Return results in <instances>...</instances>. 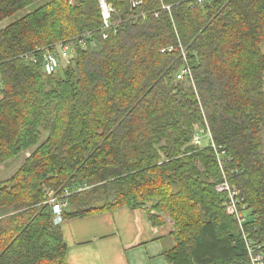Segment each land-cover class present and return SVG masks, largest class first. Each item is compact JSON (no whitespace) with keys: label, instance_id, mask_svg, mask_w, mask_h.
Returning a JSON list of instances; mask_svg holds the SVG:
<instances>
[{"label":"trees","instance_id":"trees-1","mask_svg":"<svg viewBox=\"0 0 264 264\" xmlns=\"http://www.w3.org/2000/svg\"><path fill=\"white\" fill-rule=\"evenodd\" d=\"M106 1L108 28L99 0H0V165L30 151L0 181V264H68L61 222L120 205L155 226L168 216L169 264H251L248 243L264 256V0ZM59 44L73 55L47 74ZM184 58L194 85L176 78ZM206 125L223 171L192 143Z\"/></svg>","mask_w":264,"mask_h":264},{"label":"crops","instance_id":"crops-1","mask_svg":"<svg viewBox=\"0 0 264 264\" xmlns=\"http://www.w3.org/2000/svg\"><path fill=\"white\" fill-rule=\"evenodd\" d=\"M147 208L125 205L61 222L68 264H169L163 252L174 244L165 214L153 225Z\"/></svg>","mask_w":264,"mask_h":264},{"label":"built area","instance_id":"built-area-1","mask_svg":"<svg viewBox=\"0 0 264 264\" xmlns=\"http://www.w3.org/2000/svg\"><path fill=\"white\" fill-rule=\"evenodd\" d=\"M202 1V0H198ZM141 0H135L134 4H139ZM100 5V13L101 17L103 19L104 28H108L110 16L113 11V8L110 6L109 3L106 2V0H99ZM165 8H168L165 6ZM114 30L115 27H114ZM103 37L107 36L106 30H103ZM167 50H171L168 48ZM164 51V49H162ZM72 46L71 44H59L57 45L53 50L48 51L45 53L42 63V70L43 72L47 74H51L54 72L57 68L61 66V60H65L68 62L69 58L72 57ZM185 60V58H184ZM189 65L186 63V60L181 66V68L178 70L176 78L177 79H186L189 80L191 83H193V76L192 71L188 67ZM196 91V90H195ZM193 145L201 146V145H207L212 148V151L214 152L216 159L219 163V167L221 168V171H223L222 163L224 162L225 152L223 148L220 145H217L211 135V131L209 130L208 125H206L205 131L198 130L195 132L193 138H192ZM216 189L219 192H224L227 196V202H226V208L227 212L236 219L238 226L241 227V222L243 220V214L241 210L239 209L240 204V198H239V189L235 187L234 185H231L227 178L223 176V179L216 185ZM50 204L53 205L54 212L60 213L61 211V204L59 202H56V199H49L48 200ZM66 202V201H64ZM65 203H63L64 205ZM249 243H248V252H249V260L251 264H264V256L260 253H256L252 251Z\"/></svg>","mask_w":264,"mask_h":264},{"label":"rangeland","instance_id":"rangeland-1","mask_svg":"<svg viewBox=\"0 0 264 264\" xmlns=\"http://www.w3.org/2000/svg\"><path fill=\"white\" fill-rule=\"evenodd\" d=\"M110 6H111V4H110ZM166 7L170 8V6H167V5H166ZM7 22H8L7 20H4L3 22H1L0 27L5 25ZM161 51H162V49H161ZM66 64H67V61L61 60V66L59 68L64 67ZM29 152L30 151L22 152L17 158L12 160L8 164L0 165V181L3 180L4 178L8 177L9 175H11L18 168L20 166V164L23 162L24 157L29 155ZM55 220L60 221L59 214L56 212H55Z\"/></svg>","mask_w":264,"mask_h":264},{"label":"bare ground","instance_id":"bare-ground-1","mask_svg":"<svg viewBox=\"0 0 264 264\" xmlns=\"http://www.w3.org/2000/svg\"><path fill=\"white\" fill-rule=\"evenodd\" d=\"M182 53L184 54V51L182 50Z\"/></svg>","mask_w":264,"mask_h":264}]
</instances>
